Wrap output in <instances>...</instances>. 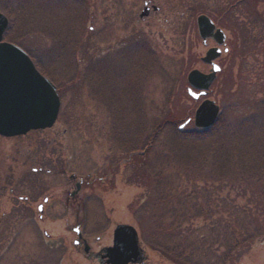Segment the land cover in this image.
Returning a JSON list of instances; mask_svg holds the SVG:
<instances>
[{"label": "rangeland", "instance_id": "rangeland-1", "mask_svg": "<svg viewBox=\"0 0 264 264\" xmlns=\"http://www.w3.org/2000/svg\"><path fill=\"white\" fill-rule=\"evenodd\" d=\"M145 2L159 12L146 22L136 21V29L125 22L123 8L139 14ZM17 12L22 15L15 18ZM0 14L9 21L4 42L23 49L38 71L59 78L54 77L60 99L52 128L0 137V264H97L72 247L76 236L71 229L80 228L96 251L111 246L119 224L137 230L144 264H172L146 241L162 209L154 200L159 191L167 197L181 195L187 203L191 216L176 213L177 219L166 216L164 224L181 237L174 244L195 246V259L215 261L224 251L225 232L235 237L247 232L253 240L226 264H264V118L248 129L253 172L239 169L238 157L249 149L240 134L220 146L225 156L220 166L227 167L222 172L213 167L215 150L193 137L204 132L192 124L200 101L186 93L189 71L208 72L200 58L213 44H201L196 25L205 15L226 36L216 63L220 73L206 96L219 107L215 130L229 138L232 127L257 116L256 107L264 102V0H0ZM66 34L73 39L71 50L51 41ZM106 64L112 81L120 82L125 73L133 80L134 68L141 71L126 86L131 101L140 106L139 124L141 116L146 126L163 115L174 121L150 138L155 141L144 158H128L118 149L108 110L93 98L95 92L90 94L85 70ZM68 69L74 73L71 81L63 78ZM71 176L87 182L72 207L66 201L74 191ZM18 196L46 197L48 202L38 214L35 205L19 202ZM249 213L253 223L246 218Z\"/></svg>", "mask_w": 264, "mask_h": 264}, {"label": "trees", "instance_id": "trees-1", "mask_svg": "<svg viewBox=\"0 0 264 264\" xmlns=\"http://www.w3.org/2000/svg\"><path fill=\"white\" fill-rule=\"evenodd\" d=\"M65 36L66 37L59 41L58 39H53L51 41H53L55 45H60V43H63L68 46L69 50H71L73 46V39H71L69 36L67 37V34ZM6 37L7 32L4 34V39ZM11 41L15 42L16 40ZM71 53L72 52L69 54ZM59 59L61 60V58ZM89 67L90 68L85 70V81L87 82L90 94L95 92L94 95L92 93L93 98L98 103L105 106L108 110L111 125L110 131L112 133V140L115 141L114 144L118 146V149L121 150V152L124 153L128 158H144L150 151L162 128L165 125H170V123H173L174 121H171V118H166V115H163L153 125L146 126L143 124L144 122L141 116V124H139L137 117L139 116L141 110L140 106L134 104L131 101L130 97L128 96V89H126V86L129 88V86L132 85L133 80L135 81L138 77L137 74L140 70L134 68L135 72H133V80L127 75V73H125L122 77H120V82H117L116 80L112 81L111 76H109V74L106 72L107 69H102L101 67L93 65ZM68 70L69 71H63V78H66L64 80L71 81L74 73H72L73 71L71 69ZM40 73L47 77L57 87L58 84L54 80V77L56 80L59 79L58 77H52L50 74L41 71ZM119 87L126 89V92L120 90ZM256 109L257 116L253 114L249 118L243 119L236 126L232 127L231 136L229 138L228 135L224 133V131L215 130L218 128V122H216L213 127L204 131L203 133L193 135V137L195 136L196 141H203L205 144H209L207 146L209 147L208 151L215 150L213 154V167L215 169H218L222 172L227 170L226 166H220V163L225 159L224 154L220 150L221 144H224L225 140L227 139H233L236 136L243 135L242 137L240 136L241 138H245L242 145L247 146L249 149L246 151L245 155L238 157V161L240 162V164L238 163L239 169L246 173L253 172L255 159H252V148L248 144V138H250L248 129L254 127V120H257V118L260 116L264 118V102L258 104ZM261 128L264 130V124L261 126ZM150 131H152L151 136H147V133ZM152 136L155 137L154 141L150 140ZM207 155L208 154L205 156L207 157ZM104 182H106V180ZM155 185L158 187V189H161V187H159L160 184L158 179H156ZM154 200L157 205L162 206V209L160 214L157 216L155 215L156 217L154 216L157 227L154 229V231H152V240L149 239L151 242H149L146 237L145 238L151 249L157 250L158 252L162 251L167 254L165 258L172 264H226V262L232 260L233 254L239 252L245 243L250 242L254 238L252 235L249 236L247 232L244 234L241 232V230V233H238L237 237H235L234 233L227 231L223 235L224 251L222 252V255L215 261H200L195 259V256H192L197 251L195 246L186 245L183 243L184 241L179 244H174L173 239L176 236H180L173 233L174 229L172 227H168L164 224L166 216H170L171 221L177 219L179 216L178 214L183 215L184 218L186 216H191V214L187 215L186 213L187 203L183 197L178 194L173 197H167L164 196L161 191H159V193L156 195V199ZM246 218L248 219L249 223H253V218L250 213L246 215ZM138 224L139 231L144 237L143 225L140 222ZM244 231L246 230L244 229ZM155 236H159V238L154 239Z\"/></svg>", "mask_w": 264, "mask_h": 264}, {"label": "water", "instance_id": "water-1", "mask_svg": "<svg viewBox=\"0 0 264 264\" xmlns=\"http://www.w3.org/2000/svg\"><path fill=\"white\" fill-rule=\"evenodd\" d=\"M196 24L202 41L211 38L217 45L224 43L222 32L215 29L206 17H198ZM7 25V19L0 14V136L12 138L24 136L30 131L50 129L58 115L59 99L55 87L37 72L28 56L18 47L2 41ZM219 55V50L213 48L201 61L212 65ZM218 71L215 65H212L208 75L191 71L187 82L199 94L188 89V96L194 101L206 96ZM218 113L219 109L212 101H202L194 112L193 126L201 130L211 127ZM185 125L186 122L178 130ZM74 231L78 233L77 229ZM84 251H88L86 246ZM103 251L104 264H139L143 259L137 233L129 225L115 226L112 246Z\"/></svg>", "mask_w": 264, "mask_h": 264}, {"label": "flooded vegetation", "instance_id": "flooded-vegetation-1", "mask_svg": "<svg viewBox=\"0 0 264 264\" xmlns=\"http://www.w3.org/2000/svg\"><path fill=\"white\" fill-rule=\"evenodd\" d=\"M79 8H80V5H79ZM79 10V9H78ZM159 12V8L157 7V6H154V5H152L151 3H148V2H145V3H143V5H142V10H141V12L138 14V13H133L131 10H129V8L128 7H126V8H123V13H126L127 14V17H126V19H125V22H129V23H131V22H133V25H134V27L136 28V24L138 25V22H136V21H140V22H146L148 19H151L155 14H157ZM19 14V16H20V14L22 15V12L21 13H18L17 12V14L16 13H14V16H15V18H16V15H18ZM225 15V13H222V16H224ZM203 16H205V15H203ZM45 17H46V19H45V22H46V25L47 26H49V22H48V20H49V17L47 16V15H45ZM206 18H208L212 23H213V25L215 26V28L216 29H219V30H221L220 28H218V26H217V22H214L212 19H210L208 16H205ZM51 19V18H50ZM91 22H93V21H91ZM137 29V28H136ZM89 30L91 31L92 30V27H90L89 28ZM222 31V30H221ZM223 32V31H222ZM223 34H224V32H223ZM224 36H225V34H224ZM132 37V36H131ZM198 37H199V34H198ZM200 40H201V44L202 45H205L206 44V41L207 40H209V42L210 43H212L213 44V48H215L216 46H217V44L211 39V38H208V39H206L205 41H202V39L200 38ZM225 40H226V36H225ZM225 44V41H224V43L221 45V47L223 46ZM212 47H210V48H212ZM221 47H218L219 49H220V51H221ZM209 48V49H210ZM208 50V49H207ZM225 51V49H223V51L222 52H220V55H219V57H217L216 59H215V61H214V63L216 64L217 63V60L221 57V54L223 53ZM207 52V51H206ZM205 52V53H206ZM205 53H204V56H205ZM203 56V57H204ZM203 57H201L200 58V62H201V59L203 58ZM203 65V64H202ZM217 65V64H216ZM204 66H206V65H204ZM218 66V65H217ZM206 67H208V71H209V69H210V67L209 66H206ZM219 67V66H218ZM104 68L105 69H107L108 70V65L106 64V66H104ZM218 72H220V67H219V71ZM186 84H187V78H186ZM69 180H70V182L71 183H73V189H76V185L78 184V182L80 183V187L78 188L79 189V191H80V189H81V187H83V184H84V180H76V179H70L69 178ZM79 191L77 192V193H74V192H72L71 193V197H66V201H68V202H70L71 203V207L72 206H74L75 205V201H78L77 200V195L79 194ZM13 192L12 191H10V196L12 197L13 196ZM77 197V198H76ZM15 199H17L19 202L20 201H24V202H27V201H30V205H35L36 206V211H37V213L38 214H40L41 212H42V206L45 204V203H47L48 202V200H47V198L46 197H42V198H40L39 196H35L33 199H28V198H26V197H20V196H18V197H15ZM39 199H41V201H42V203H39L38 201H39ZM68 202H66V204H68ZM38 219H41V217H40V215H38ZM75 228V227H74ZM71 231H72V233H74L73 232V228L71 229ZM74 235L76 236V234L74 233ZM77 239V236H76V238H75V240ZM75 240H73L72 241V247L73 248H75L76 249V251L77 252H79L81 255H82V257L84 258V259H86V261H93V262H95V263H97V264H103L106 260L103 258V256H104V251H103V249H105L106 247H101V248H99L98 250H96V251H93L92 249H91V247L89 246L88 247V251L87 252H85L84 251V239H83V237H82V239H81V241H78L76 244H75ZM87 243V242H86ZM88 244V243H87ZM89 245V244H88ZM140 264H144V262L143 263H140Z\"/></svg>", "mask_w": 264, "mask_h": 264}]
</instances>
